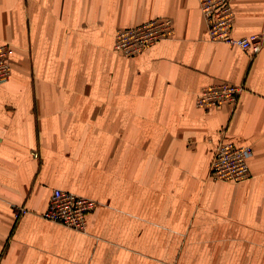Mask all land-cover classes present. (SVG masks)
Returning a JSON list of instances; mask_svg holds the SVG:
<instances>
[{
    "label": "crops",
    "instance_id": "0c3cea01",
    "mask_svg": "<svg viewBox=\"0 0 264 264\" xmlns=\"http://www.w3.org/2000/svg\"><path fill=\"white\" fill-rule=\"evenodd\" d=\"M231 3L259 52L208 40L199 0H0V264H264V0ZM159 17L171 36L114 50ZM219 81L237 101L196 107ZM224 139L246 179L211 177ZM54 188L98 202L84 230L42 217Z\"/></svg>",
    "mask_w": 264,
    "mask_h": 264
},
{
    "label": "built area",
    "instance_id": "2783aa9c",
    "mask_svg": "<svg viewBox=\"0 0 264 264\" xmlns=\"http://www.w3.org/2000/svg\"><path fill=\"white\" fill-rule=\"evenodd\" d=\"M199 10L210 41L233 44L254 53L261 49V34L250 33L243 37L231 35L235 16L231 0H199ZM172 32L173 22L170 18H152L133 27L117 29L114 48L124 56H133L153 43L168 38ZM12 50L8 44L0 45V82L6 81L11 73ZM241 90L240 84L228 81L203 86L196 94L195 106L208 110L232 105L237 101ZM251 155L250 145L236 144L227 139L220 140L214 149L210 164L211 177L221 181L246 179L249 176ZM97 206L98 202L92 198L54 188L41 215L45 219L82 231L86 227L88 214ZM23 211L22 207H18V212Z\"/></svg>",
    "mask_w": 264,
    "mask_h": 264
},
{
    "label": "rangeland",
    "instance_id": "374dc122",
    "mask_svg": "<svg viewBox=\"0 0 264 264\" xmlns=\"http://www.w3.org/2000/svg\"><path fill=\"white\" fill-rule=\"evenodd\" d=\"M117 31V30H116ZM173 31H174V27H173ZM116 33V32H115ZM173 33V32H172ZM115 37H116V35L114 34V39H115ZM208 37V36H207ZM165 39V38H164ZM209 40V39H208ZM213 42V41H212ZM113 48H114V44H113ZM114 50H115V48H114ZM116 51V50H115ZM118 54H120V52H118V51H116ZM259 52V51H258ZM127 57H129V56H127Z\"/></svg>",
    "mask_w": 264,
    "mask_h": 264
},
{
    "label": "bare ground",
    "instance_id": "6f19581e",
    "mask_svg": "<svg viewBox=\"0 0 264 264\" xmlns=\"http://www.w3.org/2000/svg\"><path fill=\"white\" fill-rule=\"evenodd\" d=\"M169 18V17H168Z\"/></svg>",
    "mask_w": 264,
    "mask_h": 264
}]
</instances>
